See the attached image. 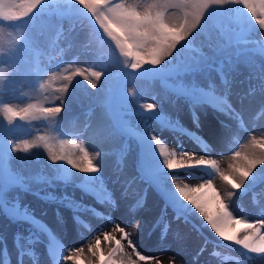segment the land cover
Segmentation results:
<instances>
[{
  "label": "snow or ice",
  "instance_id": "1",
  "mask_svg": "<svg viewBox=\"0 0 264 264\" xmlns=\"http://www.w3.org/2000/svg\"><path fill=\"white\" fill-rule=\"evenodd\" d=\"M68 14L87 21L102 42L107 37L114 44V48L110 47L111 62L122 80H161L166 85L169 79L177 80L172 91L188 104L192 124L197 129L200 128L199 109L205 106L226 118L217 125L216 143L210 144L196 131L185 127L178 118L161 115L158 101L142 103L138 90L128 88L123 91V82L114 103L109 100L111 122L102 127L101 134L108 138L132 136L138 142L137 170L158 187L164 198L165 210L156 221V226L162 228L161 239L169 230L168 223L164 221L165 211L170 207L177 219L183 217L187 221L198 214L199 227L209 228L225 242L224 245L217 244V247L235 246L233 250L243 257L233 258L235 264H246L255 258L264 259V206L257 218L234 215L231 208L234 198H241L249 192H253L255 203L254 189L257 185H264V130L250 131L242 115L228 103L226 91L218 95L215 81L207 75L214 69L227 85L225 68L231 71L235 63L233 57L236 60L241 58V44L254 45L251 50L264 55V0H66L63 5L54 4L52 0H0V64H3L0 73L7 68L11 75L19 52L34 48L32 21L36 17H64ZM213 18H223L228 24L227 28L219 25L222 43L210 44L211 51L207 55L195 54L185 59L183 53L189 49L195 51L197 38ZM218 60L219 67L214 68ZM72 63L66 67L57 64L55 70L37 63L30 85L32 95L27 97L31 102L23 106H13L11 101L3 99V85L9 81L0 74V116L6 121V125L0 121V264H11L7 247L10 228L14 230L16 264H23L25 255L35 258V253L28 246L33 245L43 233L48 234L49 252L57 264L60 259L65 264H150L152 261L163 264L158 256L142 253L132 239V233L127 231L129 227L139 231L141 220L122 225L111 212L106 214L107 209L98 210L70 196L57 197L50 192L41 195L43 188L33 190V184L52 188L57 182L68 185L81 180L77 186L83 193L92 196L99 204L118 207L98 162L102 153H93L86 147L84 138L66 130L60 115L66 110V94H70V86L75 87L78 83L76 77H82L92 89H97L98 82H103L102 78H110V66L93 70L91 67L73 68ZM199 76H204L206 83H201L197 79ZM184 77L191 79L185 82ZM261 80V91L264 92V68ZM54 81H60V86L53 88ZM57 101L59 103H55ZM260 113L264 114V105ZM132 118L137 123L133 124ZM154 120L159 121L161 131H169L176 138L175 147L150 127L149 121ZM33 122H39V126ZM18 131L30 138H18L15 135ZM245 134L247 138L240 143L239 138ZM182 137L200 147V152L187 150L180 143ZM38 149L46 152L50 163L45 167L50 168L53 175L32 176L9 167V161L13 159L27 162L31 156L37 155L33 150ZM214 152L222 158L230 153L226 156L230 161L227 171L220 167ZM13 153L25 155L13 157ZM73 169L83 175H75L71 171ZM195 173L200 175L194 176ZM217 176L227 185L223 191L214 184ZM194 178L200 182H186ZM135 179L134 176L124 177L125 194L127 186ZM26 193L70 208L73 228L77 230H94L85 223L82 214L97 218L100 235L86 245L89 258L85 259L83 245L65 248L48 225L36 216L34 209L23 202ZM121 198H126V195ZM142 207L143 200L137 199L126 206L125 215L135 217ZM57 220L64 223L59 211ZM108 224L112 225V230L103 231ZM115 233L120 234L119 239ZM101 237L110 245L107 253L101 247ZM122 241H126V245ZM126 248L131 251H126ZM212 255L220 257L221 253L214 251ZM229 259L224 256L221 264ZM168 264H176L175 257L170 258Z\"/></svg>",
  "mask_w": 264,
  "mask_h": 264
},
{
  "label": "rangeland",
  "instance_id": "2",
  "mask_svg": "<svg viewBox=\"0 0 264 264\" xmlns=\"http://www.w3.org/2000/svg\"><path fill=\"white\" fill-rule=\"evenodd\" d=\"M52 2L54 4L63 5L66 3V0H52ZM252 23L255 24V21ZM32 24L34 48H26L19 52L15 57V67L11 75H9L7 68H4L3 73H0L5 75L9 81L5 82L3 85V99L11 101L13 106H23L24 103L31 102L27 97L32 95L30 85L33 79L34 67L37 63L42 66L50 67L53 70H55L57 64H60L61 67H66L69 62H73V68L91 67L93 70H102L105 65H109L111 73L110 78H102L103 82H98L99 86L97 89H92L82 77L75 78V81H78V83L75 87L70 86L71 92L70 94H66V110L60 115L63 117L66 130L73 133L74 136L79 134L80 137L85 139L86 147H88L87 143L94 147V149H89L90 151L101 152L102 157L111 164V176L109 179H105L107 188L114 182L118 184L119 188L117 191L124 190L125 185L122 183L124 177H136L135 182L127 186L126 198H124L126 201L134 202L137 199L144 198L143 196H145L146 188L152 189V187L156 185L153 184L147 176L142 175L137 170L139 147L135 137L124 136L122 138H108L101 134L100 131L104 125L111 122L112 112L109 109V100L112 99L114 103V98L118 90H120V84L122 82L125 85L123 91H127L128 88L138 90L142 97L140 101L142 103L158 101L162 108L161 115L170 119L178 118L185 127L196 131L210 144H214L213 138L208 136L207 132L217 130L219 121H213L205 115V113H209L214 109L208 106L199 109L200 128L197 129L195 125L192 124V115L188 104L182 97L176 96L172 91V88L178 83L177 80L169 79L167 85L161 80L132 78L122 80L119 71L112 66L111 62L110 47L114 48V44H112L107 37H105L102 42L93 33L91 25H89L87 21L74 15L68 14L64 17L38 16L32 21ZM221 24H223L225 28L228 27V24L223 21V18H213L209 22L207 29L202 31L197 38L195 42V51L192 49L186 50L183 53V57L185 59H190L195 54L207 55L211 51L210 44L215 46L222 43L219 28ZM255 27L259 30L258 25H255ZM256 38L259 39L258 36ZM254 47V45L250 44H241L239 46L242 53L241 58L236 60V58L233 57L235 63L231 71L225 68V71L228 73L227 85L223 83L218 72L214 69L210 70L207 75L215 81L217 94L220 95L226 91L228 103L241 115L244 116L247 112L249 113L256 110L254 121L259 122L263 127L264 114L260 113V109L261 106L264 105V92L261 91V70L264 68V55H261L259 51L251 50L254 49ZM34 49H38L39 52ZM232 51L234 52L236 49H232ZM220 59L223 58L221 57ZM0 67H3V64H0ZM217 67H219V60L214 68ZM190 79L191 77H184L185 82H188ZM197 79H199L201 83H206L204 76H199ZM60 83V81H54L52 87H59ZM114 92L116 93L114 94ZM55 103L59 102L57 101ZM218 118L221 119V117ZM0 121H3L2 116H0ZM3 123L6 125V121H3ZM17 123L23 124L26 122L17 121ZM33 123L39 126V122ZM132 123H137L135 118H132ZM92 124L95 125L94 129L90 127ZM149 125L154 131L160 134L162 139H165L171 146L175 147L176 138L173 137L169 131H161L159 121H149ZM15 135L18 138H30L23 136L21 131H18ZM185 142L191 143L192 141L187 137L180 138L181 144ZM188 150L190 151L191 148H188ZM33 152L37 153V155L31 156L27 162L13 159L9 161V167L13 171H21L32 176L53 175L51 169L45 167L46 163H50L47 160L46 152H44L43 149L33 150ZM12 155L13 157H22L25 154L13 153ZM71 171L77 176L83 175L78 174L74 169ZM80 183L81 180L69 182L68 185H63V182H57V185L52 188H44L41 184H33V190L43 188L44 190L41 191V195L50 192L57 197L70 196L74 200L80 202L81 198L90 196L83 193L77 186ZM109 191H111L114 196L115 190ZM254 194L256 197L255 203L253 202V192H249L242 197L252 205H257L261 203V197L256 190ZM23 202L28 203L30 207L34 209L36 216L42 219L49 228L51 227V229L55 230L59 235L63 229H69L68 226L70 222H72L71 216L73 215L70 208L55 202H46L32 195V193L24 194ZM83 203L97 208V205H93L90 202L86 201ZM100 209L103 208L101 207ZM58 211L61 217H63V224L59 223L57 220ZM244 212L245 211L241 210L237 212L236 215H244ZM84 217L89 222L91 217H89V215L86 216V214L82 215V218ZM108 226L109 224L102 230L110 231ZM73 229L76 230L75 228ZM79 231L85 233L86 239L92 237L91 230ZM13 234L14 230L10 228L7 236L8 252L15 249L13 253L10 254L11 264L14 263V259L17 257L16 248L13 245ZM212 241L217 244L225 243L222 240ZM63 243L65 248H67L66 243ZM49 245L50 243H48L43 237V234H41L33 245L28 246L29 250L35 253V258L25 255L23 264H54L53 256L49 252ZM9 246H12L11 250ZM39 253L40 256L38 255ZM64 254L66 255L67 252ZM238 258L243 259V257ZM225 263L235 264V259L232 258ZM59 264H65V262L61 260ZM67 264H72V262H67ZM246 264H251V261L246 262Z\"/></svg>",
  "mask_w": 264,
  "mask_h": 264
},
{
  "label": "bare ground",
  "instance_id": "3",
  "mask_svg": "<svg viewBox=\"0 0 264 264\" xmlns=\"http://www.w3.org/2000/svg\"><path fill=\"white\" fill-rule=\"evenodd\" d=\"M256 114V110L253 112H247L244 116L242 115L243 120L245 121V126L253 132H258L261 130H264V126L262 127L259 122L254 121V115ZM205 115L208 118H211V120L220 121L221 119H226L225 117L221 116L220 113H218L215 110H211L209 113H205ZM218 117H221L218 118ZM230 124L232 122H229ZM92 129L95 128V125L90 126ZM90 129V128H87ZM217 130L207 132L208 136H211L213 138L214 144L215 141V135ZM239 138V137H234ZM246 134L243 138H239L240 143H243L246 139ZM186 144V145H185ZM185 148H191L190 151H196L200 152V147L195 145L194 143L185 142L182 144ZM87 146L89 149H94V147L91 144L87 143ZM218 150V149H217ZM96 152V151H94ZM93 152V153H94ZM230 153H226L225 157L222 158L218 155H215V152L213 153L214 158H216L219 163L220 167L227 171V164L230 162L226 156ZM98 162L100 166L103 169V177L105 179H109L111 176V164L107 162L105 158H98ZM78 173V172H77ZM80 174V173H78ZM200 173H195L194 176H199ZM186 182L190 184L199 183L200 181L198 179H190ZM171 183L170 181L168 182ZM214 184L217 188L221 189L223 191L227 185L222 182L219 177L217 176L214 179ZM150 186V185H149ZM118 184L112 182L110 187H108L109 190H115L114 198L118 201V207L117 208H111L110 205H104L99 204L92 196H86L81 198L80 202H90L93 205H97V209L100 210L102 207L103 209H107L106 214L108 212H111L113 218L120 222L122 225L124 223H131L135 219L141 220L140 230L137 231L134 227L127 228V231L132 233V239L135 241V243L138 246V249L147 255H156L159 257V259L163 262V264H168V261L170 258L175 257L176 264H221V261L224 256H228L230 261L232 258H238L239 253L234 251L233 248L228 247H217V243H214L212 240L220 241L219 237H216V235L211 232V230L207 227L200 228V218L198 217V214L195 217L190 218L189 220H185L183 217L177 219L176 214L172 210V208H167L165 211V223H168L169 230L166 235H164L163 239H161V226H156V221L160 218V215L162 211L165 210V203L164 198L162 196L161 191L158 189L157 186L150 188H146V193L144 198H141L143 200V207L138 211L137 215L135 217H129L125 215L126 206L128 204H131L133 202H128L125 199H122L121 197L126 195L124 190H118ZM125 188V187H124ZM128 189V187H127ZM230 190V189H229ZM258 191L261 197V203L257 205H252L250 202H248L244 197L241 198H234L231 202V208L234 212V215L237 214V212L243 210L244 215L250 217V218H257L259 217V214L261 212L262 206H264V185H257V187L254 189V191ZM127 193V192H126ZM209 196H211V193H209ZM79 199V198H78ZM190 207V206H189ZM85 215V214H82ZM88 216V214H86ZM91 217L88 220L86 218L84 219L85 223H88L90 226H92V237L86 239L85 233L79 230H74L72 228L73 224L70 222L69 229H63L60 235L55 231L52 230V232L58 237L60 242L64 244L66 243L67 248L70 247H80L85 246V259L90 257V254L87 252V243L89 241L94 242V239L97 235H100V227L97 221V218ZM88 218V217H87ZM72 220V216H71ZM235 227H242V225L235 226ZM108 228L110 231L112 230V225L109 224ZM80 230H87L89 231V228H82ZM116 238L119 239L120 234L115 233ZM83 236V238H81ZM64 240V241H63ZM102 244L101 247L104 250L105 253H107L110 245L103 241L102 237ZM126 245V241H122ZM225 244V243H224ZM220 244V245H224ZM12 246H9V249L11 250ZM203 248L204 251L201 252L200 249ZM12 249L9 253H13ZM126 251L130 252V249H125ZM220 252V257H215L212 255L213 252ZM199 254V255H198ZM40 256V253L38 254ZM42 255V254H41ZM119 255V254H118ZM54 259V264H57V261ZM95 262V258H92ZM133 259H135V256H133ZM62 259L59 260V262ZM17 257L14 259V263L16 264ZM226 262V261H225ZM224 264H228L225 263ZM150 264H155V261L150 262ZM231 264V263H230ZM251 264H264V259L261 258H255L251 260Z\"/></svg>",
  "mask_w": 264,
  "mask_h": 264
}]
</instances>
